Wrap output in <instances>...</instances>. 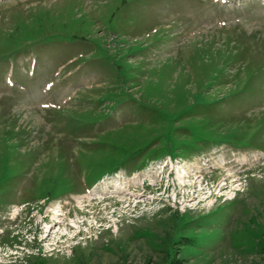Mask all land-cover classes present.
Returning <instances> with one entry per match:
<instances>
[{
	"label": "rangeland",
	"instance_id": "1",
	"mask_svg": "<svg viewBox=\"0 0 264 264\" xmlns=\"http://www.w3.org/2000/svg\"><path fill=\"white\" fill-rule=\"evenodd\" d=\"M28 253L264 264V0H0V264Z\"/></svg>",
	"mask_w": 264,
	"mask_h": 264
},
{
	"label": "trees",
	"instance_id": "2",
	"mask_svg": "<svg viewBox=\"0 0 264 264\" xmlns=\"http://www.w3.org/2000/svg\"><path fill=\"white\" fill-rule=\"evenodd\" d=\"M16 241H18V240H16ZM13 243L15 244L17 242H12V244ZM25 259L28 260V261L25 262V264H40V263L44 264L47 258L44 255H40V254L35 255L33 253H28V254L25 255ZM21 264H24V263L22 262ZM69 264H78V263H73L72 262V263H69Z\"/></svg>",
	"mask_w": 264,
	"mask_h": 264
},
{
	"label": "bare ground",
	"instance_id": "3",
	"mask_svg": "<svg viewBox=\"0 0 264 264\" xmlns=\"http://www.w3.org/2000/svg\"><path fill=\"white\" fill-rule=\"evenodd\" d=\"M182 171H185V174L187 173V170H185V169H182ZM180 172H181V171H180ZM180 172H177L178 175L183 176V174H181Z\"/></svg>",
	"mask_w": 264,
	"mask_h": 264
}]
</instances>
